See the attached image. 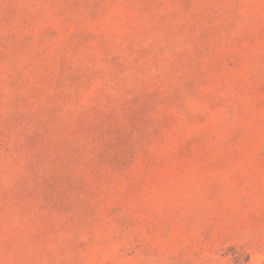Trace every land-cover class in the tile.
Segmentation results:
<instances>
[{"label": "rangeland", "instance_id": "rangeland-1", "mask_svg": "<svg viewBox=\"0 0 264 264\" xmlns=\"http://www.w3.org/2000/svg\"><path fill=\"white\" fill-rule=\"evenodd\" d=\"M0 264H264V0H0Z\"/></svg>", "mask_w": 264, "mask_h": 264}]
</instances>
